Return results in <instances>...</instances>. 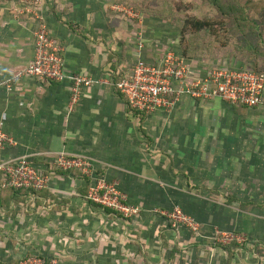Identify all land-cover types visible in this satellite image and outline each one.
<instances>
[{"label":"crops","instance_id":"obj_1","mask_svg":"<svg viewBox=\"0 0 264 264\" xmlns=\"http://www.w3.org/2000/svg\"><path fill=\"white\" fill-rule=\"evenodd\" d=\"M27 1L0 0V128L16 143L0 149V165L28 158L47 171L62 154L83 157L140 213L126 219L89 202L87 179L73 173L52 172L39 193L0 188V262L264 264V102L185 96L173 111L138 114L116 80L169 50L136 25L127 0ZM40 24L64 47L68 75L94 81L73 107L70 78L24 74ZM199 61L189 62L203 74ZM175 209L198 230L174 227ZM216 230L246 243L217 244Z\"/></svg>","mask_w":264,"mask_h":264},{"label":"built area","instance_id":"obj_2","mask_svg":"<svg viewBox=\"0 0 264 264\" xmlns=\"http://www.w3.org/2000/svg\"><path fill=\"white\" fill-rule=\"evenodd\" d=\"M22 1L28 3L27 0ZM35 39V58L24 74L42 82L59 83L70 78L71 106L77 105L83 90L90 88L94 81L78 73L68 75L64 47L51 37L45 24L39 25ZM116 88L132 111L145 114L173 111L185 96L200 101L221 99L233 106L248 108H258L264 102V77L256 72L224 66L214 67L206 74H197L188 60L171 50L166 51L155 62L138 60L132 70L119 79ZM15 145V141L0 128V149ZM51 169L78 171L83 177L90 179L86 199L91 203L121 214L126 219L140 213L138 207L129 204L127 195L119 189L117 183L96 177L92 164L83 157L62 154ZM0 171L3 173L0 188L3 189L42 191L50 184L51 173L45 172L28 158L2 163ZM166 215L172 220L174 227L187 226L198 230L197 222L180 209ZM213 240L222 245L246 243L244 236L219 230L214 232ZM19 264L58 263L56 260L47 263L42 258L28 257Z\"/></svg>","mask_w":264,"mask_h":264},{"label":"rangeland","instance_id":"obj_3","mask_svg":"<svg viewBox=\"0 0 264 264\" xmlns=\"http://www.w3.org/2000/svg\"><path fill=\"white\" fill-rule=\"evenodd\" d=\"M241 1L235 0L237 4ZM245 1L252 4L251 6L256 4L255 7H251V16L259 21H264V7H262L264 0H243V2ZM126 5L127 11L136 15L137 26H142L144 31L151 29L155 32L157 41H159L157 46L161 52L164 50L177 52L175 48H179L181 56H183L184 45L181 44L179 25L183 26L189 19H212L219 22L217 12L203 0H127ZM141 19L142 22L144 21L143 25L139 22ZM263 25L264 22L259 29L262 32L263 43H258V39L255 37L249 42L240 40L234 34L237 32L233 31L234 27H227V30L216 25L212 32H201L192 50H195V54L200 56L194 60H201L198 64L205 69L202 73L206 74L218 65L264 72L262 67L264 66Z\"/></svg>","mask_w":264,"mask_h":264},{"label":"trees","instance_id":"obj_4","mask_svg":"<svg viewBox=\"0 0 264 264\" xmlns=\"http://www.w3.org/2000/svg\"><path fill=\"white\" fill-rule=\"evenodd\" d=\"M204 2H207L218 14L219 22H216L215 20L208 19V20H199V19H189L186 20L183 26L180 27L179 25V34L181 38V44L183 47V57L186 60H194L196 58H199L200 56L195 54V50H192L193 47H195V41L198 40L199 35L203 31L212 32L214 29V26L220 25L224 27L223 29H227V27H234L233 31H237L234 33L240 40H244L246 42L252 41V38L255 37L258 39V43H263L262 40V32L259 30L261 27V24L264 21H259L251 16V7H255L256 4H249L247 1L238 2V4L235 2V0H203ZM264 7V4L263 6ZM261 7V8H262ZM260 8V9H261ZM259 9V10H260ZM257 10V11H259ZM150 19V18H149ZM218 23V24H217ZM238 28H237V27ZM264 27V25L262 26ZM264 36V33H263ZM257 43V44H258ZM260 45V44H259ZM180 47V46H179ZM179 54V48H175ZM253 52H256V50H253ZM201 61V60H200ZM264 68V66H262ZM248 70L256 72L258 75L264 77V72H260L259 70L249 69ZM119 81L116 80V84ZM116 86V85H115ZM119 92V91H118ZM120 93V92H119ZM121 95V93H120ZM122 96V95H121ZM123 97V96H122ZM124 98V97H123ZM138 114L144 115L145 113H139ZM47 173L52 172H60V173H73L78 175L79 177H83L80 172L78 171H72V172H64L60 170H47L45 171ZM0 177L3 179V173L1 172ZM85 178V177H84ZM3 181V180H2ZM88 186L91 183V180L87 178ZM2 182L0 181V186ZM3 189V188H2ZM6 190H14V191H31L34 193H39L42 191H34V190H15L10 188H5ZM46 190V189H45ZM85 197H87L88 194V187L84 191ZM47 261V260H46ZM48 262V261H47Z\"/></svg>","mask_w":264,"mask_h":264}]
</instances>
